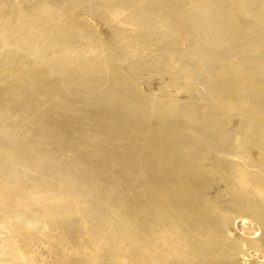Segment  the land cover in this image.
Listing matches in <instances>:
<instances>
[{"label":"bare ground","instance_id":"6f19581e","mask_svg":"<svg viewBox=\"0 0 264 264\" xmlns=\"http://www.w3.org/2000/svg\"><path fill=\"white\" fill-rule=\"evenodd\" d=\"M161 9L177 13L164 15ZM186 22L190 26L188 30L183 29ZM115 35L119 36L116 38L117 44L123 47V50L119 48L120 54L127 51L128 46L133 47V67H137L140 57L149 55V48L143 44L149 41L161 44L163 53H169L165 56L170 58V69L177 58L175 52L182 54L183 71L180 76H176L181 82L169 80L159 88L158 96L166 94L172 103H187L193 99L192 90L197 92L198 86L201 89L203 87L205 90L200 98H203V110L214 114L208 122L216 123L218 127L213 134H202L190 126H178L167 116L164 106L160 108L150 104L157 101V95L147 96L134 92L132 97L136 98L132 100L131 108L136 113L131 118L137 126L140 124L143 128L134 138L136 167L154 179L159 171L164 170L172 183L166 189L168 194L158 208L144 195V206L132 207L133 218L141 220V223L145 218L149 223V234L154 236L151 240L154 249L143 255L144 259L150 264H264L263 259L259 261L251 255L254 251L264 256V0H178V3L174 0H0V72L21 75L28 71L44 75L49 70L47 64H52L57 75L76 72L100 78L109 73L118 74V65L113 64L112 67L107 63L112 56L119 54L115 52L113 45ZM25 38H29L28 43H24ZM43 49L40 56L47 55V61L39 64V50ZM155 56L154 52L152 57ZM125 62V58L120 60L118 67L122 68ZM203 78L207 79V86ZM106 87L114 90L113 86ZM145 97L149 101L144 102ZM144 108L160 116L164 128L162 133H151L147 115L143 116ZM4 113L1 109L0 117ZM107 116L100 119L98 116L94 117V122H103ZM1 128L7 130L4 126ZM5 134L8 135L3 136L13 142L19 138L10 133ZM14 146V143L6 147L0 144V161L4 158V166L7 161H13L12 156L20 155ZM203 157L209 163L208 168L201 161ZM179 165L182 169H178ZM1 168L4 167L0 165V174ZM184 172L187 174L185 177ZM205 174L213 177L212 185L210 181L204 184ZM3 175H0V207L5 211L3 216L2 211L0 215V264H31L33 260H29L31 257L28 254L32 249L30 241L35 239L34 244L41 241L39 222L47 214L35 216L34 221L29 218L32 222L24 226L20 220H15V214L19 213L20 217V211L35 212L36 207L39 210V204L47 205L48 211L65 209L62 207L69 205L66 202L69 200L62 199L67 194H42L43 191L35 192V187H30L35 189L33 191L28 190V186H10ZM210 187L216 190L215 197H210L207 193ZM4 189L5 192L9 190L11 196L3 194ZM19 192L16 197L14 194ZM29 195H35V198L24 200ZM225 196H229L231 200H225ZM80 198L84 199L82 195ZM240 220L256 224L260 234L255 238L242 236L236 226ZM140 228L137 226L135 229L139 231ZM50 235L49 238L43 235L47 239L42 237V244H46L44 240L48 241ZM53 235L55 234L52 237ZM136 238L142 239L137 234ZM36 239L40 241L36 242ZM51 240L47 243L50 244ZM62 240L60 238L58 241ZM141 241L134 244L131 239L130 243L139 246L138 249L141 250L143 247L138 244ZM71 242L73 241L69 243ZM67 243L65 240L66 247L64 251L60 249L61 254L65 251L71 254L72 249L67 250ZM73 244L70 245L73 247ZM102 244L105 247L108 245ZM30 245L31 249L28 248ZM49 246L46 244L43 247V257L45 248ZM108 247L111 248L109 245ZM124 249L127 247L123 246ZM8 251L13 253L7 254ZM99 251L95 252L99 254ZM89 252L91 251L85 252V256ZM52 253L53 251L50 254ZM76 253L72 258H78L77 250ZM34 255L33 257L36 256ZM122 255L123 253L120 256ZM80 256L79 254V258H82L83 255ZM93 256L87 257L91 261L96 260ZM35 258L32 259L37 262ZM119 260L114 261L119 263ZM120 264H128V261L125 258Z\"/></svg>","mask_w":264,"mask_h":264},{"label":"rangeland","instance_id":"374dc122","mask_svg":"<svg viewBox=\"0 0 264 264\" xmlns=\"http://www.w3.org/2000/svg\"><path fill=\"white\" fill-rule=\"evenodd\" d=\"M174 1L178 3V0ZM184 7H186V5ZM161 10V13L164 15L177 13L169 9ZM184 25L183 29L188 30L190 28L187 22ZM117 36L118 35H115L112 40L117 50H115V52L119 54L112 56L111 60L107 63L112 67H114L113 64L119 66V61L125 58L126 62L122 64L123 67L119 68L117 66L119 71L118 74L109 73L106 74L105 77L100 78L98 76H88L89 74L85 75L76 72H64L63 74L57 75L53 70L52 64H47L49 70L44 75H36L28 71H26V73H21V75L0 72V110L3 109L5 112L4 116L2 115L0 117V132L3 131L1 132L3 135H8L5 133H10L11 135L13 134L19 137L13 142V140L0 134V142L5 147L14 143V147L20 153L19 156H12L13 161H7L6 166H4V162L6 161L1 156L3 161H0V165L4 168H1L0 175L4 174L3 179L6 180L10 186L22 185L24 188L28 186V190L35 187L36 191L35 189L32 190L38 193L43 191L42 194L55 193L56 195L61 194V196L67 194V196H65L66 199L64 197H62V199L65 201L69 200V202L66 201L69 205L66 204V207H62L65 209L56 208L55 210L48 211L47 205L39 204V210H37L36 207L35 212L31 211V213H25L24 211H20V217L26 215L27 219H25L26 216L25 218L24 216L20 218L18 215L19 213L15 214V216L12 214L16 217L15 220H20L23 226L28 222L31 223V218L34 221L35 216L47 214L44 218H41L39 222L40 235H42L41 237L39 236V238L41 241L36 239V242H40L34 244L35 239L29 240L30 243H32V249L31 245L28 248L31 249L30 252H34H28L29 257H31L29 260H33V262L30 261L31 264L34 262L36 264H43L45 261L46 264H53L51 260L53 259L52 261H54L55 258L54 264H80V262H82V264H87V262H89L88 264H93L94 262L92 261H95V264H100V261L102 262L101 264H108L109 262L110 264H120L125 258L128 264H150V262L148 263L147 260L144 259L143 255L153 251L154 248L151 240L154 236H150V228L147 227L149 223L145 221V218L143 220L144 224L140 222L141 220L133 218L134 209H132V207L135 206L136 208H140V206H144L146 197L155 208H158L159 203L168 194L166 189L172 183L171 180L167 179L168 174L164 173V170L159 171L158 176L154 179L152 176L140 171L136 167L133 155L134 138L143 128L139 123L137 126V123L131 118V115L136 113L132 112L131 108L133 105L132 100L136 98L132 97L135 93L139 92L147 96H152L153 94L157 95V101L150 104H154L160 108L164 106V110L167 111V116H170L171 121L178 126H190L193 130L202 134L204 132L213 134L217 131V124L213 122L210 124V122H208V119L213 113L205 112L202 107L203 98L202 100L200 98L205 90L203 87L201 89V87L198 86L197 92L192 90L191 93H194L193 99H191V102L187 103H172L166 94L160 95V97L158 96L159 88L166 82H169V80L181 82L176 79V76H180L183 71L181 69V66L184 64L182 54L175 52V57L178 59L173 58V65L170 69V58L165 56L169 55V53H163L160 48L161 44H156L155 41H149L143 43L149 48V55L140 57L136 63L137 67H133V60L131 58L135 55V53H133V47L131 48V46H128V48H126L127 51L120 54L119 48L123 50V47L117 44ZM28 42L29 38H25L24 43ZM41 46L42 45L39 44V48ZM179 49L182 50L181 47H179ZM176 50L178 51V47H176ZM41 51H44V49L39 50V64H45L47 55L40 56ZM154 52L156 56L152 57ZM150 61L153 62L150 63ZM200 73H202V71H200ZM203 79L207 86V79ZM108 85L113 86L114 90L107 88L106 86ZM117 92H120V94ZM146 101H149L147 97L144 98V102ZM143 111V116L147 115V119L151 124L149 129L151 133H155L156 135L162 133L164 128L161 124L160 116L157 113L150 112L148 108H144ZM10 112H13V114ZM107 114H109V116H107ZM97 116L99 119L105 116H107V118L104 119L103 122L96 123L94 122V117ZM3 117H5V119ZM3 126L6 127L7 130H2L1 127ZM24 136L27 137L25 138ZM15 158L18 159L16 160ZM201 161L207 168L209 167V163L205 161L204 157ZM16 165H18V167ZM180 166L181 165L178 166V169L181 168ZM16 170H18V172ZM23 170H25L24 173H22ZM4 171L8 172L4 173ZM9 175H12V177ZM22 175H24V177H22ZM183 176L185 177L187 174L184 172ZM203 179L204 184H206L209 181L211 183L213 177L209 174H205ZM172 182L174 183L173 180ZM24 183L25 185H23ZM212 183L210 185H212ZM211 187L207 189V193L210 197H215L217 194L215 192L216 190ZM54 189L56 190L54 191ZM6 191L7 192H5L4 189L3 194L6 193L7 196L10 193L8 192L9 190ZM59 191L60 193H57ZM19 194L20 192L14 195L17 197ZM81 195L86 201L80 198ZM143 195L145 197H143ZM61 196L58 197L60 198ZM31 197L35 198V195L26 196L24 200L27 201L28 199L30 201V199L32 200ZM68 197L70 199L73 198V201L77 199V209L75 201L72 202ZM223 198L225 200H231L229 196ZM13 199H15V197H13ZM78 200L81 201L80 206ZM70 201L74 203V205ZM47 202L48 201L44 203L47 204ZM71 204L72 206L70 207ZM0 209V215L2 211L1 216H3L5 209L4 211L3 208L0 207ZM22 218H24V220H22ZM137 222L140 224L138 225ZM137 226L141 227L139 231L135 229ZM236 226L238 232L244 237L255 238L260 234L258 226L248 220H240L237 222ZM55 232H58V235H56ZM100 233L102 234L100 235ZM52 234H55L53 235L54 237H52ZM136 234L141 236L142 239L136 238ZM43 235L46 237L50 235V239L45 241L44 239L47 238H44ZM42 237L47 246L50 245L49 248H45L46 252H44V257L43 247H46V244H42ZM95 237L97 238L95 239ZM60 238L63 240L58 241ZM130 238L133 239L134 244L136 241L142 240L140 243L138 242V244L143 248L139 250V246L136 247L133 243H130ZM64 239L66 243L68 242L67 245H69L67 247L70 250L68 248L67 250L71 251L72 249V252L74 251L73 253L71 252L70 255V252L66 251V255L65 252L64 254L60 253V249L64 251L66 247L64 246ZM49 240H51L50 244L47 243ZM70 241L73 242L69 243ZM57 242H61V247H59L60 245ZM1 243L0 239V245ZM102 243H105V245L108 244L111 248H109L108 245V248L105 247ZM115 243H118V245H115ZM70 244L75 246L72 247ZM96 245L100 247H96ZM35 246H37V249ZM116 246L120 248L118 249ZM123 246L127 247L128 250H123ZM50 247H52L53 250ZM81 248L83 250H80ZM85 249L87 251H84ZM76 250L78 251V258L79 254L85 256V252L90 250L91 252L85 256L87 261L86 258L83 259V256L79 259L72 258L75 257L74 254L77 255ZM94 250H100L99 254ZM52 251L53 253L50 254ZM121 252L123 253L122 256H120L122 254ZM11 253L13 252L10 251L9 253L8 251L7 254ZM93 253H95L94 256L92 255ZM30 254H32V256ZM257 254L252 251L251 255L253 258L263 261V254ZM33 255L36 258L33 257ZM60 255H62L63 258ZM131 255L132 258L130 257ZM51 256L53 257L51 258ZM87 256L89 258L93 256L96 260L99 259V262L92 258L91 261ZM48 257H50V259H48ZM32 258L37 259V262ZM102 258H105V260L102 261ZM64 259L69 262H66ZM116 259H120L119 263L118 261H114ZM157 260L156 262L158 263Z\"/></svg>","mask_w":264,"mask_h":264}]
</instances>
